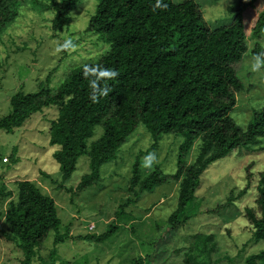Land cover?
I'll return each mask as SVG.
<instances>
[{
  "label": "trees",
  "instance_id": "16d2710c",
  "mask_svg": "<svg viewBox=\"0 0 264 264\" xmlns=\"http://www.w3.org/2000/svg\"><path fill=\"white\" fill-rule=\"evenodd\" d=\"M77 1L0 0V39L23 9L51 12L50 30L56 35L64 33ZM95 1L94 14L82 33L95 35L104 48L106 45L105 50L70 68L54 89L39 86L35 92L14 93L9 99L10 111L0 117V130L12 133L32 114L55 106L58 113L50 121L48 143L58 147L52 157L62 181L71 177L81 155L88 159V172L75 188L79 193L100 180V167L114 160L137 124L145 128L153 142L150 149H155L163 136H174L179 144L173 174H165L156 165L143 176L135 158L126 183V190L137 201L143 193H151L167 181L178 185L175 208L162 225H154L156 231L165 227L169 230L165 235L178 238L186 223L199 214L233 215L240 207L235 204L245 201L253 188V200L245 202L239 218L254 243L264 242V168L252 171L258 163L255 158L264 154V105L252 110L245 128L230 116L237 95L244 90L236 66L241 67L247 56L264 52L260 43L264 11L251 28L253 47L249 49L243 13L253 7L255 0L232 1L234 11L229 17L211 26L203 22L198 4L190 0ZM261 71L264 78V67ZM96 128H100V135L91 140ZM195 143L196 154L189 163L187 158ZM225 158L237 162L234 166L245 163V185L231 190L214 208L202 210L196 192L212 166ZM6 191L1 186V199L13 194L16 200L8 203L0 217L6 224V239L21 252V264H57L54 252L47 260L39 256L40 246L50 232L54 245L70 236L68 229H63L53 199L28 180L16 182L15 194ZM134 201L127 198L118 206L106 233L80 235L77 240L101 242L116 234L133 219L124 207ZM196 221L200 226V220ZM210 225L212 229L200 226L196 233L182 235V241L172 248L169 244L155 247L150 237L139 239L143 251L146 242L149 250L144 251L145 255L137 253L130 264H147L146 260L156 256L165 263L181 252V264H219L222 260L236 264L232 251L221 249L216 228ZM221 230L230 235L229 228ZM172 238L168 242H173ZM240 264H264V249L242 258Z\"/></svg>",
  "mask_w": 264,
  "mask_h": 264
},
{
  "label": "rangeland",
  "instance_id": "374dc122",
  "mask_svg": "<svg viewBox=\"0 0 264 264\" xmlns=\"http://www.w3.org/2000/svg\"><path fill=\"white\" fill-rule=\"evenodd\" d=\"M184 1L188 0H172L173 3ZM190 1L198 4L203 22L208 26L220 23V20L228 18L234 11L231 5L235 0ZM95 7V0H78L69 14L68 28L64 33L57 35L50 30L52 13L47 11L38 13L33 9H23L20 16L18 15L5 28L0 39V117L10 111L9 99L17 91L35 92L39 86L54 89L70 68L88 62L90 58L93 59L105 50L106 45L104 48L102 42L95 39V35L82 33L90 16L94 14ZM262 11L264 0L253 1V7L244 10L243 22L249 49L253 47L251 28ZM66 40L72 41L70 46H63ZM260 43L264 46V31L261 33ZM250 61L251 57L247 56L241 67L236 66L244 90L237 95L236 105L230 116L241 128L246 127L252 110L264 105L263 74L261 69L252 71ZM57 113V108L50 106L40 113L32 114L12 133L0 130V189L3 186L5 191L10 190L15 194L17 181L32 182L43 194L53 199L63 229L67 228L69 231L70 236L67 240L57 245L53 244V233L50 232L40 246L41 258L47 260L50 253L54 252L57 264H130V260L136 255H145L144 251L149 250L146 242L143 251L139 239L145 241L150 237L149 239L153 238L156 242L155 247L157 244L160 247L169 244L172 248L182 241V235L196 233L200 226L206 230L210 229L213 227L210 224H214L216 228L221 249L226 252L232 251L231 256L235 257L236 264H240L242 258L264 249L263 241L254 243L251 233L243 230V220L239 218L240 209L245 202L250 204L253 200L251 193L253 188L245 201L235 204L240 207L236 209L238 211L233 214L234 216L233 212L226 213L225 217L199 214L186 223L178 238L165 235L164 233L169 232L165 227H162L160 232L156 231L154 225H162L175 208L178 185L167 181V184H162L151 193H143L137 201L126 190V183L135 158L143 176L156 165H159L165 174H173L176 169L179 140L166 135L161 138L155 149H150L153 142L141 124L135 126L127 141L119 148L114 160L100 167V180L88 189L77 192L75 189L77 184L88 172V159L81 155L71 177L62 181L58 164L52 157L58 147L50 146L48 143L50 121L57 117ZM100 132V128H96L91 140L97 139ZM196 149L197 143L193 145L187 162L193 161ZM259 157L255 158L258 163L256 162L252 168L254 172L264 168V154ZM3 158L8 159L7 163L3 162ZM235 164L237 162L222 159L213 165L212 172L202 179V185L196 192L202 210L214 208L216 203L224 201L231 190L244 187L245 163L234 166ZM127 198L135 200L124 207V211L133 219L125 223L123 229L101 242L77 240L80 235L106 233L114 220L118 206L124 204ZM15 200L13 194L0 198V212H4L8 203ZM228 216L230 218L225 220ZM197 219L200 220L198 227ZM225 227L230 229L229 236L221 230ZM136 232L144 237H139ZM4 233L6 224L3 217H0V264H21L20 250L6 239ZM171 238L173 242H168ZM227 242L230 244L229 247ZM181 253L179 256L171 255L165 263L164 259H158L157 256L156 259L150 257L146 263L181 264ZM227 261L222 260L219 264H228ZM31 264L37 262L33 261Z\"/></svg>",
  "mask_w": 264,
  "mask_h": 264
},
{
  "label": "clouds",
  "instance_id": "9594fccd",
  "mask_svg": "<svg viewBox=\"0 0 264 264\" xmlns=\"http://www.w3.org/2000/svg\"><path fill=\"white\" fill-rule=\"evenodd\" d=\"M166 7V5H165ZM71 44V41H68L66 40L65 41V44L63 46H70ZM251 70L252 71H258L260 70L262 67H264V52H261V53H258L256 55H254L252 58H251ZM112 76H115L116 73H111ZM93 100H95V96L92 97Z\"/></svg>",
  "mask_w": 264,
  "mask_h": 264
},
{
  "label": "built area",
  "instance_id": "2783aa9c",
  "mask_svg": "<svg viewBox=\"0 0 264 264\" xmlns=\"http://www.w3.org/2000/svg\"><path fill=\"white\" fill-rule=\"evenodd\" d=\"M3 162H4V163H7V160H6V158H3Z\"/></svg>",
  "mask_w": 264,
  "mask_h": 264
}]
</instances>
